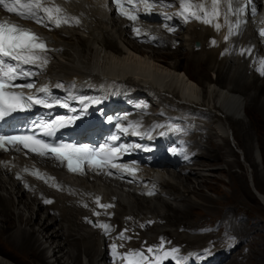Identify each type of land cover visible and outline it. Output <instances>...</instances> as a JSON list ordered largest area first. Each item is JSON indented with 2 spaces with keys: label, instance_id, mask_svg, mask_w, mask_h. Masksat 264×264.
<instances>
[{
  "label": "bare ground",
  "instance_id": "bare-ground-1",
  "mask_svg": "<svg viewBox=\"0 0 264 264\" xmlns=\"http://www.w3.org/2000/svg\"><path fill=\"white\" fill-rule=\"evenodd\" d=\"M189 1L196 5L201 3L208 5V0ZM251 1L260 9L259 16L254 17V20L258 19L264 23V0H231V4H245L247 7L243 13H248ZM52 3L64 9L69 15V22L59 29L49 31L39 27L35 29L44 36L37 34L43 38L50 50L46 56L48 63L41 68L43 74L47 68L41 81L52 79L55 86L54 94L67 92L77 83L82 84L85 91L93 92L89 84L105 87L128 86L134 93L151 98L145 101L146 106L153 107L159 103L170 114H186V110L201 115L202 118L197 120L188 115V121L197 125L199 130L207 129L206 139L202 138V133H195L188 138L192 144L186 147L188 139L181 143L183 147L181 156L194 149L201 150L194 158L178 162V167L183 168V165L193 161L185 173L175 171L173 167H151L144 171L147 178H151L162 188L161 193L166 195L163 198L161 194L151 198L145 197L134 186L112 179L105 173L86 171L80 177H70L49 158L33 156L23 151L0 150V229L8 231L14 229L12 239L17 246L23 248L29 246L30 249V246L39 244L38 249L45 248V251H39V257L36 254L32 255L31 259L24 257L19 249L7 243H0V252L14 264H36L46 261L48 264H82V256L88 259L89 264L105 262L106 254L102 248L104 239L98 232L85 229L81 219L87 213L78 207V200H85L92 205L97 203V198L103 202L116 203L114 210L116 221L121 216L124 218L135 215L133 212L127 214V211H133L134 208L146 210V215L152 214V217L142 221L159 219L174 223V226H179L178 232L189 231L188 234L184 233L178 237L181 243H187L194 250L206 247L214 235L200 236L196 232H190L189 229L201 228L198 226L201 223L199 218L195 220L187 215L191 213L190 208L197 207L199 206L197 204L202 202L222 204L221 200L216 201L205 193H199L201 184L210 179L212 174L228 172L235 179L244 175L243 172L235 174L232 171L236 167L242 170L243 167L237 159L235 150L230 147L231 137L237 142L246 162L254 166L253 173L257 179L259 178V167L264 163L262 155L256 149L253 151L256 154L252 155L251 146L241 141L244 138L251 140L253 136L250 131L253 121L247 119L245 111L255 110L264 116V96L263 98L259 96L258 101L247 100L251 96H257L260 90L264 89V78L260 79L251 74L246 61L220 58L219 49L206 48L208 38L215 36L211 28L193 23L184 27V30L176 31L174 36H167L164 47L176 45L178 49L175 53L163 52L155 47L147 51L143 46L150 45L137 43L130 29L132 23L117 20L106 0H52ZM71 16L77 18L79 24L72 22ZM243 16L246 17L245 14ZM0 19L19 22L18 15L4 13L1 9ZM251 22L248 19V23ZM138 25L146 30L162 32L160 26L154 23L140 22ZM249 32L251 34L248 39L254 40V32L248 28L246 33ZM197 42L201 43L202 49L195 52ZM255 44L257 50L264 51L263 44L259 41ZM168 58L173 60H166ZM209 75L214 78L210 79ZM253 93L255 94L252 95ZM54 97L55 100L58 98L56 94ZM140 100L143 99L134 102ZM215 113L220 115L218 120L214 119ZM232 157L233 159H230ZM200 158L204 160L199 161ZM222 164H226L227 168H216ZM31 167L42 172V176L26 174V169ZM43 177L46 178L45 181H42ZM187 179L189 183L186 182ZM50 181L63 186L67 192L58 193L52 188ZM27 185L34 191H26ZM241 188L245 189L242 184ZM39 195L55 199L54 204L45 206L43 198L40 199ZM166 197L174 200V203L164 199ZM246 197L264 206L259 198L257 200L249 194ZM154 200L158 202L153 203ZM228 204L229 201L223 209L228 208L232 211ZM159 207L166 210L159 211ZM43 210L48 213L46 217ZM49 210H53L57 215L50 217ZM6 211H14V216ZM257 217V213L253 212L250 219H244L245 222L241 223L240 228L235 226L243 221V217L239 220L230 215L226 217L230 231L234 230L235 238L241 243L247 241L249 244V252L243 257L247 258L249 264H259L264 256V232L261 233L259 228L262 223L264 226V217L262 215L259 219ZM160 221L148 229V232L143 233L144 239L149 238L152 232L155 233V239L165 234V227ZM250 222L253 223L249 225ZM174 244L181 245L178 242ZM240 256L241 252L231 257L230 264H242L238 261ZM0 264L10 263L0 258Z\"/></svg>",
  "mask_w": 264,
  "mask_h": 264
},
{
  "label": "snow or ice",
  "instance_id": "snow-or-ice-1",
  "mask_svg": "<svg viewBox=\"0 0 264 264\" xmlns=\"http://www.w3.org/2000/svg\"><path fill=\"white\" fill-rule=\"evenodd\" d=\"M113 2L117 4L121 15L126 16L130 21H135L138 18L124 10L123 0H113ZM154 3H161V0H154ZM225 3L227 4L228 11H231V0H225ZM219 5L220 0H211V9L207 10L203 3L193 5L189 0H180L179 7L181 11L177 15L183 17L185 22H188L189 19H196L204 24H209L211 23L210 17L216 18L220 15ZM0 6H3L9 13H16L22 18L33 20L42 26H47L51 23L55 27H60L62 22H69V18L63 15V9L52 3V0H11V2L0 0ZM146 6L151 7L152 5L148 4ZM192 8H196V11H191ZM243 11V8H238L236 13L238 14ZM200 13H203V15H200ZM71 19L79 23L74 17ZM215 27L218 30L220 25L216 24ZM168 30L173 31L174 29L169 27ZM135 31L138 35L140 34V29H135ZM261 35H264V30L261 31ZM153 39L155 38L153 37ZM213 43L215 42L213 41ZM49 51L43 38L38 36L32 29L19 24L0 21V120L10 117L16 112L30 110L35 105L54 106L53 103H49L48 99L34 97L31 94L25 95L24 92L14 90L15 88L32 89L35 87L33 83L20 85L16 84L15 81L18 79H27L34 75L31 71H25L22 66L43 67V65L47 64L48 60L46 56ZM9 60L14 63H8ZM261 65V74L264 75V61L261 62ZM37 91L47 93L48 89L41 87ZM81 103L83 104L84 102L81 101ZM54 104L66 108L70 107L66 102L62 103L59 100H55ZM70 110L75 111V109ZM77 119H79L78 115L69 116L67 119L61 116L50 123L46 122L38 125V127L42 130V135L52 136L55 131L66 127ZM121 131L127 132L128 129L122 128ZM117 139L118 137L116 136L112 137L113 141ZM5 145H12L17 151L21 150L18 146L22 145L23 148L40 156L52 154L61 163L67 161V168L70 172L80 174H83L82 165L85 162L95 167H100L102 164L106 165L116 158L115 154L117 152L124 148L123 145L119 147L104 145L100 148H90L87 145L77 146L69 143L53 145L39 138L35 131L15 135H0V147H4ZM112 167H116V165L112 164ZM35 174L39 175L38 173ZM45 202L51 203L52 201ZM97 203L99 204V198H97ZM99 206L105 209L112 207V205ZM96 214L98 215L99 213ZM96 226L105 229L106 232L109 230L106 224ZM125 238L124 234L121 233L120 239L124 240ZM163 243L161 241V247L155 249L157 253L161 252ZM153 251L154 249L152 247L147 248L148 253H153ZM178 251L175 248L171 249V251H163L162 255L158 254L154 260H150L149 256L145 255L143 250H140L129 252L124 258L128 260V264H163L164 260L171 257L175 260L176 264H181L183 258H178L175 255ZM113 254H118L116 253L115 245H113ZM197 255H207V250Z\"/></svg>",
  "mask_w": 264,
  "mask_h": 264
},
{
  "label": "rangeland",
  "instance_id": "rangeland-1",
  "mask_svg": "<svg viewBox=\"0 0 264 264\" xmlns=\"http://www.w3.org/2000/svg\"><path fill=\"white\" fill-rule=\"evenodd\" d=\"M143 49L150 51V50L155 49V48L150 47V46H143ZM177 49L178 48L176 45H172L170 47H166L164 49H159V50H162L163 52H174L175 53V52H177ZM196 49H198L197 46L195 47V52H198ZM166 60L172 61L173 59L168 58ZM201 71H203V70L201 69ZM209 77H210V79L214 78V76H212V75H209ZM260 83H261V81H259V84ZM254 94L255 93H253L252 95H254ZM259 96L261 98H263L264 89H262V91L260 90V94L258 93L257 96H251L247 100L248 101L249 100L258 101L260 99ZM245 116L247 117V119L249 118L253 121L252 128H250V131H251L253 136H251V140L244 138L241 141V143L248 144V146L249 145L251 146V151H252L251 154L252 155L256 154V152H253V151L258 150L259 153L262 155V160L264 162V116L260 112H257L255 110H246ZM218 118H220V115L216 114L215 120H218ZM260 118H262V120H260ZM205 146H206V144H205ZM230 147L235 150L237 159L242 164V167H243L242 170L236 167V168L232 169V171L235 172V174H241V172H243L244 175L238 179L237 178L235 179L228 172H225V173L224 172L223 173L218 172V173L212 174L213 176L210 179H208L205 183L203 182L202 183L203 185L201 184L200 187L202 189L201 188L199 189V193H201V194L205 193L206 195L210 196L211 198H213L216 201L217 200L222 201V204H219L218 202L217 203H203L202 202L201 204L200 203L197 204L199 206L194 207V208H190L191 213L189 215H187V217H190L191 219H195V218L198 219L199 218V221L202 224V226H204L205 224H210V223L213 224L215 222H221V223L227 224V223H229V221L226 220V217H227V215H230L232 218L235 217L236 220H239L241 217H243V221H241L239 224L237 223L235 226V227L240 228L241 223L245 222V220L250 219L249 217L251 216V214L253 212L257 213L258 219L261 218V215L264 217V206L260 205L259 202H257V201L252 202L251 200H249L246 197L247 194H249V195L257 198V200L259 198V201H261L262 204L264 205V163L261 165V167H259L260 168L259 169V178L257 179L253 173L254 172V166L251 165L250 163L246 162V159H245V156L243 155V152L238 149L237 142L234 140L233 137H231ZM230 159H233V157ZM203 160H204V158L199 159V161H203ZM218 167H222V168L226 169L227 165L222 164L221 166H216V168H218ZM160 168H162V167H160ZM229 176H230V178H229ZM179 178H181V177H179ZM108 181H110V180H108ZM186 182L189 183V179H187ZM240 182H243L241 184L245 187V189L241 188ZM111 183H114V182L111 181ZM125 193L127 194L126 189H125ZM163 197H165V196H163ZM164 199L170 201L171 203H174V200H172L169 197H166ZM227 201H229L228 205H229L230 209H232V211L229 210L228 208L223 209L224 206L226 205ZM152 202L157 203L158 201L155 202V200H154ZM236 205H237V207H236ZM210 208L211 209L214 208V210L212 211ZM158 209H159V211L166 210L162 207H159ZM6 212H8V211H6ZM130 212H133L134 214L138 215L139 219H145V218L152 217V214L146 215V213H147L146 210L141 211V210L134 208L133 211H127V214ZM8 213L10 215L14 216L15 212L9 211ZM47 214L48 213H46V210H43V215L45 217ZM49 214H50V217L57 215V213H54L53 210H49ZM163 214H164V212H163ZM210 218H213V220H211ZM119 219H122V216L119 217ZM79 220H80V218H79ZM183 221L185 222L186 220H183ZM160 222L165 227V230H166L165 234L166 235H168L172 239H174V241L176 243L178 242L182 245H186L187 247H189V245L187 243H181V240L179 239L181 234H184V233L188 234V233L182 232L183 230L178 232L179 226H176V225L174 226L173 225L174 223L171 224V223H168L167 221H165V222L160 221ZM252 223L253 222H250L249 225H251ZM200 225H198V226H200ZM32 227H34V225ZM84 227H85V229H88L86 226H84ZM262 227H264L263 223L259 227L261 233H262V231L264 232V228H262ZM173 230H175V232H173ZM5 233H6V235H5ZM7 234H8V236H7ZM14 234H15L14 229L11 231L0 229V243H7V244L12 245L17 250L19 249L18 251L20 253H22L24 255V257L29 258V259H31L32 255H36V254L39 257V255H40L39 251L40 250L45 251V248L38 249L39 244H37V245L34 244V246H30V249H29V246H26L23 248V247L15 245V243L13 242V239H12ZM149 235H150L149 237H154L155 233L152 232ZM102 248H103V246H102ZM249 248L250 247H249V244L247 243V241H243V243H241L237 247V253H235V254L237 255L238 253L241 252V256L238 257V261L241 262L242 264H249V262L247 261V258L246 259L243 258L249 252ZM36 250H38V251H36ZM261 250H262V247H261ZM0 258H3L4 261L9 262L10 264H14L12 261L5 258L1 252H0ZM81 262H82V264H89L88 259H84V256H82ZM36 264H48V261H46L45 263L36 262ZM259 264H264V256H263V258H261Z\"/></svg>",
  "mask_w": 264,
  "mask_h": 264
}]
</instances>
